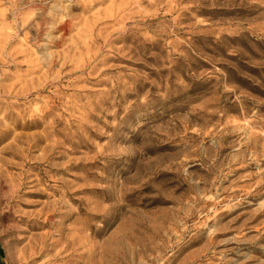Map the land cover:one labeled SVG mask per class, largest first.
Segmentation results:
<instances>
[{
    "label": "rangeland",
    "instance_id": "1",
    "mask_svg": "<svg viewBox=\"0 0 264 264\" xmlns=\"http://www.w3.org/2000/svg\"><path fill=\"white\" fill-rule=\"evenodd\" d=\"M165 263L264 264V0H0V264Z\"/></svg>",
    "mask_w": 264,
    "mask_h": 264
},
{
    "label": "bare ground",
    "instance_id": "2",
    "mask_svg": "<svg viewBox=\"0 0 264 264\" xmlns=\"http://www.w3.org/2000/svg\"><path fill=\"white\" fill-rule=\"evenodd\" d=\"M5 1H7V0H5ZM23 20L24 19H20V22H22ZM21 26H23V25H17V28L20 29ZM56 27L58 29L67 30L70 27V23L68 21H63V22H60L58 24V26H56ZM2 36L6 37V38H10L11 37V34L9 32H4L2 34ZM75 243H77V240L76 239H73L72 241H68V244L69 245H74ZM40 250H41L40 252H37L36 249H34L33 251L29 252V254L27 256V258L29 259V263H34L38 258L41 257V255L43 254V251L44 250H42V249H40Z\"/></svg>",
    "mask_w": 264,
    "mask_h": 264
}]
</instances>
